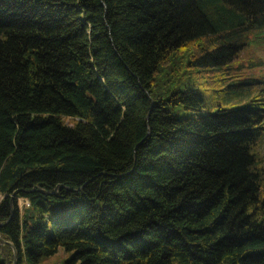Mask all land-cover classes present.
I'll use <instances>...</instances> for the list:
<instances>
[{"label":"trees","instance_id":"1","mask_svg":"<svg viewBox=\"0 0 264 264\" xmlns=\"http://www.w3.org/2000/svg\"><path fill=\"white\" fill-rule=\"evenodd\" d=\"M252 41L264 0H0V264H264Z\"/></svg>","mask_w":264,"mask_h":264},{"label":"rangeland","instance_id":"2","mask_svg":"<svg viewBox=\"0 0 264 264\" xmlns=\"http://www.w3.org/2000/svg\"><path fill=\"white\" fill-rule=\"evenodd\" d=\"M259 60L261 62H259ZM252 62L255 63L253 67L250 66ZM235 65L241 66L240 68L235 70V72L238 75H240V77L255 74L261 80L258 82L248 83L242 86H236L227 89V91L223 96L224 100L225 101L235 100V102H239L241 100H248L251 97L257 96L259 99H262V103H263L264 102V42L260 45H256V43L253 41L250 42L248 47H246L241 52L240 56L236 58ZM191 68L192 67L190 66L183 68V71L180 74V80L178 81V85L181 88H184L187 84L191 86L198 85V81L200 79L195 77L196 75L195 72L192 73L190 71ZM228 82L229 81H226V83ZM225 84H223L222 86H224ZM232 91H241V92L239 94H236V93H232ZM233 94L235 96H233ZM227 103L228 102H225L224 104ZM177 111L181 115L189 113V110L184 109L182 105L178 106ZM18 202L21 207L25 204L26 205L29 204V200L23 197H20ZM73 253H74L73 250H67L65 247L59 246L58 250L55 253L42 256L36 264H81L79 260L71 261Z\"/></svg>","mask_w":264,"mask_h":264},{"label":"water","instance_id":"3","mask_svg":"<svg viewBox=\"0 0 264 264\" xmlns=\"http://www.w3.org/2000/svg\"><path fill=\"white\" fill-rule=\"evenodd\" d=\"M41 191L50 193V191L44 190V189H41ZM15 264H16V262H15Z\"/></svg>","mask_w":264,"mask_h":264},{"label":"bare ground","instance_id":"4","mask_svg":"<svg viewBox=\"0 0 264 264\" xmlns=\"http://www.w3.org/2000/svg\"><path fill=\"white\" fill-rule=\"evenodd\" d=\"M15 262H17L16 260L14 261V264H15Z\"/></svg>","mask_w":264,"mask_h":264}]
</instances>
